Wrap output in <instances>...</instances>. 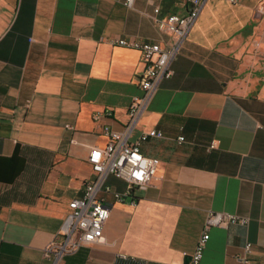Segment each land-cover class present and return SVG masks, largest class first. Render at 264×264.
I'll return each instance as SVG.
<instances>
[{
	"label": "crops",
	"instance_id": "0c3cea01",
	"mask_svg": "<svg viewBox=\"0 0 264 264\" xmlns=\"http://www.w3.org/2000/svg\"><path fill=\"white\" fill-rule=\"evenodd\" d=\"M124 2L0 0V264L45 263L69 202L94 178L87 156L107 143L103 127L120 130L142 94L140 52L111 40L164 44L155 17L189 8ZM228 5H205L213 20L200 22L204 7L131 135L163 133L141 144L159 159L151 184L135 205L108 196L102 239L58 264H184L210 210L248 223L212 226L200 264H264V14L257 0Z\"/></svg>",
	"mask_w": 264,
	"mask_h": 264
},
{
	"label": "built area",
	"instance_id": "2783aa9c",
	"mask_svg": "<svg viewBox=\"0 0 264 264\" xmlns=\"http://www.w3.org/2000/svg\"><path fill=\"white\" fill-rule=\"evenodd\" d=\"M236 4L237 0H228ZM189 8L185 14L170 13L164 17H155L157 27L169 35L168 40L161 44L152 41H128L125 38H113V45H121L137 49L140 52L142 72L139 86L142 94L133 96L128 106V121L120 130L109 126L103 127L108 141L103 147L90 150L87 161L94 173V178L85 182L82 195L72 199L68 204L60 230L47 243L42 255L44 264H58L65 254L74 252L78 247L99 242L103 236V227L110 213L108 196L115 201L137 203L135 190L145 189L151 184L153 174L159 164L157 157L146 156L141 150V144L150 137H162L157 128L142 131L131 139L137 124L145 111L159 83L173 75L172 62L187 38L189 31L207 0H186ZM133 0H125L126 6H132ZM157 12L158 9L155 8ZM259 14H264V7L259 6ZM264 47V41H262ZM255 48L261 46L259 40L253 42ZM264 58V52H263ZM110 114V112H108ZM179 140H183L179 136ZM108 176H113L124 182L123 191L114 190L107 182ZM248 223V217L224 211H208L201 235L191 254V264H200L203 251L209 239V229L212 226L227 227L232 223ZM251 243L244 246L246 254L251 252ZM248 262L247 257L243 258Z\"/></svg>",
	"mask_w": 264,
	"mask_h": 264
},
{
	"label": "rangeland",
	"instance_id": "374dc122",
	"mask_svg": "<svg viewBox=\"0 0 264 264\" xmlns=\"http://www.w3.org/2000/svg\"><path fill=\"white\" fill-rule=\"evenodd\" d=\"M244 1H252L253 3L254 2H256V0H244ZM258 1V3H259V5L260 6H263L264 7V0H257ZM208 3V5L210 4V5H213V10H214V14H217V10L219 11V9H222V8H227V7H229V5L228 4H230L229 3V1L227 0H207V2L205 3V5ZM237 3H239V0H237ZM236 3V4H237ZM205 5H204V7H205ZM231 5H233V4H231ZM258 5V6H259ZM203 7V8H204ZM208 7L206 6L205 8H204V11H203V9H202V11H203V13H202V11H201V13H202V15H201V13L199 14V16H200V22H206L207 24H208V22H211L212 20H213V16H214V14H212V13H210L209 12V10L207 9ZM258 9V8H257ZM209 12V13H208ZM198 16V17H199ZM198 19V18H197ZM196 19V20H197Z\"/></svg>",
	"mask_w": 264,
	"mask_h": 264
},
{
	"label": "water",
	"instance_id": "95a60500",
	"mask_svg": "<svg viewBox=\"0 0 264 264\" xmlns=\"http://www.w3.org/2000/svg\"><path fill=\"white\" fill-rule=\"evenodd\" d=\"M191 260V255H187L184 259V264H188Z\"/></svg>",
	"mask_w": 264,
	"mask_h": 264
}]
</instances>
